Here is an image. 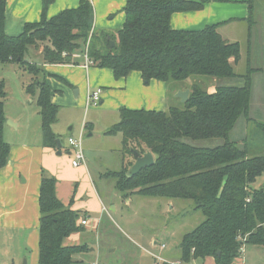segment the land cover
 <instances>
[{
	"label": "trees",
	"instance_id": "trees-1",
	"mask_svg": "<svg viewBox=\"0 0 264 264\" xmlns=\"http://www.w3.org/2000/svg\"><path fill=\"white\" fill-rule=\"evenodd\" d=\"M52 1L43 0V7ZM208 1L126 0L122 27L112 34L94 28L91 2L79 0L75 8L50 18L42 12L39 21L25 23L19 35L9 36L4 31L6 0H0V63H17L32 76L25 92L35 98L43 144L53 150L58 136L52 125L58 107L50 100L42 65L24 60L28 46L41 47L44 63L51 64L70 63L75 52L83 53L87 47L93 65L110 69L115 79L132 71L139 72L145 84L152 79L166 84L194 79L185 86L188 99L179 106H168L166 111L119 108L118 121L104 134L122 135V170L109 174L120 192L195 202L205 219L182 236L179 261L186 264L210 257L214 264H234L243 243L264 246V187H252L264 173V123L254 129L261 144L256 148L258 154L251 153L247 144L241 148L229 140L238 119L247 118L250 69L242 86H215L207 91L200 83L202 77H233L231 60L236 63L240 58L239 43L218 33L220 22L198 30L170 26L172 14L201 10ZM244 2L250 15L252 2ZM3 87L1 82L0 98L5 96ZM4 124L0 101V169L7 164L10 151L3 137ZM211 138H223L224 142L214 147L191 143ZM133 150L139 154L149 150L154 162L127 177L134 160L125 158L133 157ZM56 182L41 170L37 264H82L73 260V255L87 251L85 244L62 245L65 237L83 228L79 213L70 208L72 199L65 207L56 196Z\"/></svg>",
	"mask_w": 264,
	"mask_h": 264
},
{
	"label": "rangeland",
	"instance_id": "rangeland-1",
	"mask_svg": "<svg viewBox=\"0 0 264 264\" xmlns=\"http://www.w3.org/2000/svg\"><path fill=\"white\" fill-rule=\"evenodd\" d=\"M217 2L230 3L229 9H233L235 13H230L228 17L220 15L210 22L211 24L220 22L217 28L218 33L229 42L239 43L240 58L236 63L231 60L234 71L233 77H202L200 83L207 91H212L215 86H242L244 75L249 69L251 70V95L247 118L241 116L238 119L229 132V140L236 142L241 148L247 144L251 153L258 154L256 148H259L261 144L254 136V129L258 124L264 123V0L252 2V12L247 19L244 18L248 16V13L242 17L239 15L241 10L235 11L241 5L246 9L247 3L243 4L238 1ZM229 16L234 17L229 18ZM224 20L227 21L224 22ZM211 24L208 23V25ZM208 25L206 24V26ZM96 30L103 31L99 28ZM105 32L115 34L116 30ZM38 50L36 46H28L24 60L30 63H41L42 55ZM31 77L17 63H0V83H3L5 92L4 98H0L4 104V126H11V128L6 126V129H10V133L5 135V140L8 142L21 139H26L29 143L41 142V120L38 107L35 101L30 102L34 97L22 89L23 85L26 86L31 82ZM193 80L187 79L183 83L166 84L170 100L168 106L181 105L180 100L175 95L183 86L192 83ZM166 108L168 109V107ZM82 117V113L79 112L72 121H69L67 117L61 115L60 123L66 128L73 125V132H76ZM8 120L12 123L18 121L19 128L8 124ZM70 132L66 131V134L58 136L62 146L60 148L61 155H56V158L61 161L62 166L71 164L72 156L67 153L70 150L67 134ZM88 133V130L84 131L82 137L84 154H86L84 142L88 138ZM101 137L96 139L94 134L92 140L88 139L89 146L93 149L89 158L90 183L92 182L91 184H93L110 215L104 214L103 220L93 233L94 236L91 237V241L87 240L88 236L84 235L83 240L89 244V249L74 255L73 260L82 264H90L94 261H97L98 264H154L155 258L150 255L153 252L161 259L179 261V243L182 236L196 228L205 219V216L200 209L195 208V202L191 199L166 198L118 191L115 180L109 173L122 170L121 145H119L120 143L102 142L103 138ZM223 142V138L191 141L192 144L204 147H214ZM127 157L129 160H134L130 155ZM48 173L56 177V175ZM59 179L62 180L61 177ZM76 182L80 186L81 179L71 182L72 188H74L72 195L75 194L78 185ZM252 187H264V173L256 179ZM84 192H86V198L89 197L86 187H84ZM81 197L84 198V195ZM113 204L117 206L115 211L111 208ZM64 206L68 207L69 205L64 204ZM151 238L158 241L159 244L156 247L152 246ZM19 243H21L20 240L10 241L6 237L0 239V264H11V255L22 250V243ZM160 245H163V250L160 249ZM90 248H93V251ZM23 260L24 257H21L19 264H23ZM157 261L161 264V260ZM233 262L234 264H264V246L243 243L242 254ZM186 264H202V259L196 258ZM205 264H210V262H205Z\"/></svg>",
	"mask_w": 264,
	"mask_h": 264
},
{
	"label": "crops",
	"instance_id": "crops-1",
	"mask_svg": "<svg viewBox=\"0 0 264 264\" xmlns=\"http://www.w3.org/2000/svg\"><path fill=\"white\" fill-rule=\"evenodd\" d=\"M78 1L53 0L49 5L43 7V0H6L4 31L9 36H17L23 31L25 23L39 21L42 12L47 18H50L64 9L75 8ZM89 1L93 6V25L95 29L117 31L122 27L124 22L122 8L126 0ZM217 1L246 3L244 2L246 0H209L201 10L172 14L170 26L178 30H198L206 24L208 25V23L211 24L210 21L220 15L228 17L230 13H235L233 9H229L230 3H219ZM253 1L251 0V2ZM240 10L239 15L245 17L248 13L249 16L248 5H246V9L243 5L235 9V11ZM248 16L244 19H247ZM38 49V52L42 55V48L38 47ZM38 64L43 67L44 77L50 88V100L58 107L57 121L52 125L53 132L59 136L60 134H66V131H71L67 134V138L80 136L82 139L84 131L88 130V138L84 142L86 154H84L85 151L83 152L84 156L86 155L88 158L85 156L86 162L77 167H73L71 164L62 166L61 161L56 158V150L44 146L42 138L41 142L37 143H29L26 139L16 140L15 142L5 140L10 145V151L7 164L0 169V239L6 237L10 241L20 240L22 243V250L11 255V264H19L21 257H24L23 264H37L38 191L41 170L45 169L56 175V196L63 205L69 204L72 199L73 202L70 208L79 213V223H81V220L86 219V224L82 225L83 229L65 237L62 240V245L85 244L88 248L89 244L83 240L84 235L88 236L87 240L91 241V237L94 236L93 233L103 220L104 214L110 215L93 184H91L92 182L90 183L89 158L93 149L89 146L88 139L92 140L95 134L96 139L103 136L101 137L103 138L102 142L120 143L119 145H122V135L120 133L115 135L104 134L108 127L118 121L120 107L165 111L170 104L166 83L152 79L145 84L137 71H132L126 77L115 79L110 69L100 68L93 64L85 67V59L82 53L78 51L72 55L70 63H44L42 55V62ZM185 86L181 90L188 89ZM96 88L101 89L99 104L86 107L87 93ZM22 89H25V85L22 86ZM31 100L30 102H34L35 98ZM79 112L82 113L83 117L80 125H77L76 132H73V125L66 128L60 123L61 115L72 121ZM9 122L15 128H19L18 121L17 123ZM6 126L11 128L9 125ZM6 126L3 128L4 139H6L5 135L10 133V129H6ZM67 153L69 154V150ZM127 160L128 157L125 158V161ZM78 179H81V185L79 186V183L76 182L78 185L75 194L72 195L74 188H72L71 182ZM84 187L88 189L89 197L87 198ZM82 195H84V198L81 197ZM103 207L106 210H103ZM111 208L115 211L117 206L113 204ZM150 242L153 247L159 244L153 238ZM90 250L93 251V248H90ZM152 254L153 252L150 255L152 256ZM205 262L214 264L213 259L210 257L202 260V264H205Z\"/></svg>",
	"mask_w": 264,
	"mask_h": 264
},
{
	"label": "built area",
	"instance_id": "built-area-1",
	"mask_svg": "<svg viewBox=\"0 0 264 264\" xmlns=\"http://www.w3.org/2000/svg\"><path fill=\"white\" fill-rule=\"evenodd\" d=\"M66 53H63L62 56H65ZM84 59H85V67H87L90 64H93L92 61L88 58L87 56V47H85L84 52L82 53ZM100 97H101V89L100 88H96L93 89L91 91H89L86 95V99H85V106L89 107V106H97L100 102ZM68 146L70 148L69 150V154L72 156L71 159V165L73 167H77L81 164L84 163L85 161V156L83 154V150H82V139L81 137H70L68 138ZM103 210H106L105 207H103ZM81 225H85L86 224V219H83L80 221ZM163 248V245H160V249ZM241 254H242V250H241ZM152 256L156 259L155 264H160L158 263L157 260H161V264L166 263V264H184L181 261H168L166 259H161L160 257L156 256L155 254H152ZM90 264H98L97 261L91 262Z\"/></svg>",
	"mask_w": 264,
	"mask_h": 264
},
{
	"label": "water",
	"instance_id": "water-1",
	"mask_svg": "<svg viewBox=\"0 0 264 264\" xmlns=\"http://www.w3.org/2000/svg\"><path fill=\"white\" fill-rule=\"evenodd\" d=\"M114 46V42L111 41V47ZM189 95V89L179 90L178 93L175 95L181 103L185 102L188 99ZM10 122L8 121V124ZM56 151L55 154L57 156L61 155V142L59 138L56 139ZM133 157L134 161L131 164V166L126 171V176L131 177L135 175L138 171H140L142 168L149 167L153 164L154 158L153 155L149 150H146L143 154H139L137 151L133 150Z\"/></svg>",
	"mask_w": 264,
	"mask_h": 264
}]
</instances>
